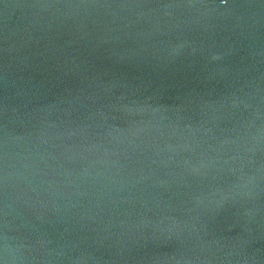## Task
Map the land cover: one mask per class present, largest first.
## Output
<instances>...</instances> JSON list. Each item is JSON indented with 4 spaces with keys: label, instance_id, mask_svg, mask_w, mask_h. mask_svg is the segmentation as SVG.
Instances as JSON below:
<instances>
[{
    "label": "water",
    "instance_id": "1",
    "mask_svg": "<svg viewBox=\"0 0 264 264\" xmlns=\"http://www.w3.org/2000/svg\"><path fill=\"white\" fill-rule=\"evenodd\" d=\"M0 264H264V0H0Z\"/></svg>",
    "mask_w": 264,
    "mask_h": 264
}]
</instances>
